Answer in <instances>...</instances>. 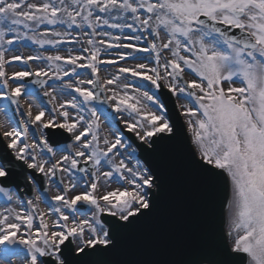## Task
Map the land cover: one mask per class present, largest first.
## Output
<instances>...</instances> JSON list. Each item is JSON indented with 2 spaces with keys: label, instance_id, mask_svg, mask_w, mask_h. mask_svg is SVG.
<instances>
[{
  "label": "snow or ice",
  "instance_id": "6c2138e0",
  "mask_svg": "<svg viewBox=\"0 0 264 264\" xmlns=\"http://www.w3.org/2000/svg\"><path fill=\"white\" fill-rule=\"evenodd\" d=\"M0 129V264H264V0H0Z\"/></svg>",
  "mask_w": 264,
  "mask_h": 264
},
{
  "label": "water",
  "instance_id": "95a60500",
  "mask_svg": "<svg viewBox=\"0 0 264 264\" xmlns=\"http://www.w3.org/2000/svg\"><path fill=\"white\" fill-rule=\"evenodd\" d=\"M166 182L168 193L164 202L165 215L173 214L177 217L187 218L196 224L203 209L195 181L181 173H167ZM222 211L220 203H217L213 209L214 222L217 227L220 225ZM136 247V241L129 242V248L135 249Z\"/></svg>",
  "mask_w": 264,
  "mask_h": 264
},
{
  "label": "rangeland",
  "instance_id": "374dc122",
  "mask_svg": "<svg viewBox=\"0 0 264 264\" xmlns=\"http://www.w3.org/2000/svg\"><path fill=\"white\" fill-rule=\"evenodd\" d=\"M25 54H29L30 50L29 49H25ZM13 69L12 68H9L8 71L11 72ZM16 70H19V69H16ZM110 71H113L114 69H109ZM102 75H104V73H102ZM183 102V101H181ZM26 106V105H25ZM35 111V109H34ZM1 131H3V129H1ZM113 187H115V185H113Z\"/></svg>",
  "mask_w": 264,
  "mask_h": 264
}]
</instances>
